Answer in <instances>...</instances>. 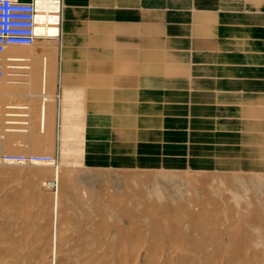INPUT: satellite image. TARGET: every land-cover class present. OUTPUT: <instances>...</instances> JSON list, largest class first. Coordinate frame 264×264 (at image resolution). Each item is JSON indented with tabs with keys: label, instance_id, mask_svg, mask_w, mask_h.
<instances>
[{
	"label": "rangeland",
	"instance_id": "rangeland-1",
	"mask_svg": "<svg viewBox=\"0 0 264 264\" xmlns=\"http://www.w3.org/2000/svg\"><path fill=\"white\" fill-rule=\"evenodd\" d=\"M59 18L56 39L6 53L27 56L12 70L29 84L0 104L37 111L19 94L40 92L42 59L51 98L44 134L37 118L0 116L13 123L0 121V264H264V59L149 38L147 60H129L110 21L71 28L63 1ZM18 155L50 161L4 160Z\"/></svg>",
	"mask_w": 264,
	"mask_h": 264
},
{
	"label": "crops",
	"instance_id": "crops-1",
	"mask_svg": "<svg viewBox=\"0 0 264 264\" xmlns=\"http://www.w3.org/2000/svg\"><path fill=\"white\" fill-rule=\"evenodd\" d=\"M63 3L65 13L73 20L66 24L71 28H100L104 27L105 19L110 21L112 43L129 60L136 51H141L144 55L139 57L147 60V46L153 44L148 43L149 38L159 39L156 42L166 46L165 52H176L179 43L190 38L193 44H199L195 48L198 53L255 52L258 55L250 58L264 59V0H63ZM230 58L247 59L242 55ZM143 67L147 68V63Z\"/></svg>",
	"mask_w": 264,
	"mask_h": 264
},
{
	"label": "bare ground",
	"instance_id": "bare-ground-1",
	"mask_svg": "<svg viewBox=\"0 0 264 264\" xmlns=\"http://www.w3.org/2000/svg\"><path fill=\"white\" fill-rule=\"evenodd\" d=\"M49 5H50V8L56 14H59L60 13V7H61L60 4L50 3ZM43 7H44V5H40V10L43 9ZM59 23H60V18H59V15H57V16H55L52 25L46 26V27L41 26L40 28L37 29L36 33H37V35H42L44 37L45 36H48V39L54 40V39H56L57 37L60 36ZM44 39L46 40L47 38H42V39H39V40H44ZM12 48H16V47H12ZM27 48H30V47H27ZM7 51L5 52V54H3L0 57V60H1L0 64H1V66L3 68L2 70L4 72V76L0 80V97L3 96L4 94H6L7 90H9V89H16V88H19L22 85L29 84V83H26V82L23 83L24 81L23 82H20L19 81L20 80L19 77L25 78V77H27L29 75L28 73L21 74V71H20V74H18V73H15L16 71L13 72L14 69L12 68V65L14 63H21V62L27 61L28 60L27 56L26 57H21L20 55L17 56V51L16 52L15 51H12V52H10V53H8L6 55ZM4 55H6V60L4 59L5 61L3 60V56ZM40 66H41V69H40V85H39L40 86V92L39 93H34L33 92V93L19 94V96H23V97H27V98L29 97L31 100H33L35 102H38V104H37L38 105L37 111H34L31 106L22 105V104H19V103H5L4 102L5 104H0V116H1V114L3 115V113L5 112L4 110H11L12 113H10V114L7 113L8 114V115L6 114L7 116H9V117H21V118L23 117V118H25L23 121H20L18 123H15L16 126H17V124L28 125L29 122H31L33 118H37V121H38V124H37L38 130H39L40 133H43L44 134V133H46V127H47L46 125L49 124L48 121H47V117H49L48 114H49V110H50V108H49L50 105L48 104V102L50 101L49 99L51 97H50V95L46 91L47 88H48L47 87V66L48 65H47L45 59H42V63H41ZM16 69L17 70H19V69H21V70H26L27 69L28 70L29 67H27V66H18ZM7 77L8 78H11V79H7V80L3 81ZM15 77H18L19 79L15 78ZM13 96H14V94H13ZM3 98H5V97H3ZM65 100H66V98H61L60 101L61 102H64ZM19 109H23L24 111L25 110L26 111L23 112V113L15 112V110H19ZM18 119L20 120V118H18ZM1 120L4 121V122H6V124L8 123V125L10 124V126H11V124H13L12 122H9L8 120L5 121L3 119H0V121ZM4 127H6V126H4ZM17 127H19V126H17ZM12 128L13 129H10V127H9L10 130H7V131H11L12 132V131L16 130V127H15V129H14V127H12ZM23 128L24 127H21V129L20 128H17V129H19L17 131H20V132L23 131V133H24L26 130H24ZM36 141H38V140H36ZM32 157H39V158H42L43 157V158L48 159V161H34V160H31ZM4 160H5V162L6 161H10V162H17V163H22V164H26V163H32V164L40 163V164H42V163L49 162L50 161V158L47 157V156H40V155H29V156L28 155H26V156L25 155H18V156H15V157H5ZM197 173L198 174H195L194 177H197V178L198 177H201L200 172L198 171ZM55 181H58V171H56V170L54 171V178H53L52 182H55ZM57 200H58V192H56V193L53 194L52 201H51V212H50V214H51V223H52V233L51 232L50 233H51V251H52V253H54L56 251L57 234H63L64 233V230H63L62 227H58L57 228V220H58L59 216H61V215L63 216V212L58 207ZM134 239H132L131 241L132 242H136V238H134ZM158 253H159V251H158ZM53 262H55V260ZM123 262H125V261H123ZM124 264H126V263H124Z\"/></svg>",
	"mask_w": 264,
	"mask_h": 264
},
{
	"label": "built area",
	"instance_id": "built-area-1",
	"mask_svg": "<svg viewBox=\"0 0 264 264\" xmlns=\"http://www.w3.org/2000/svg\"><path fill=\"white\" fill-rule=\"evenodd\" d=\"M62 1L0 0V57L12 47H34L39 39L48 38L37 35L36 31L41 26L52 25L55 16L59 14L49 4L61 5ZM40 5H44L41 10ZM2 69L0 64V80L4 76ZM31 160L48 161L43 157H32Z\"/></svg>",
	"mask_w": 264,
	"mask_h": 264
}]
</instances>
